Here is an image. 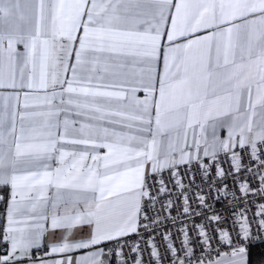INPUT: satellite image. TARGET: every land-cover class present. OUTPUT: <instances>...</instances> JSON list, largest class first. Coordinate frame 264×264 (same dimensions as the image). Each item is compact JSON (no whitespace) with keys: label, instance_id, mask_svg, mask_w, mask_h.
<instances>
[{"label":"snow or ice","instance_id":"snow-or-ice-1","mask_svg":"<svg viewBox=\"0 0 264 264\" xmlns=\"http://www.w3.org/2000/svg\"><path fill=\"white\" fill-rule=\"evenodd\" d=\"M0 89L12 90L0 92V192L9 201L0 264H110L107 242L148 228L149 165L158 173L193 159L189 130L197 160L201 138L203 156L231 153L235 173L258 176L264 198V0H0ZM237 146L250 147L249 163ZM203 167L208 178L212 165ZM218 176L253 191L231 170ZM225 196L232 209L241 203L236 191ZM199 201L200 247L219 230V248L196 256L182 229L180 250L165 249L172 264H251V249L264 244V204L251 219L240 212L229 231ZM184 205L189 213L187 196ZM34 250L63 258L38 260ZM150 255L161 264L155 244Z\"/></svg>","mask_w":264,"mask_h":264},{"label":"built area","instance_id":"built-area-1","mask_svg":"<svg viewBox=\"0 0 264 264\" xmlns=\"http://www.w3.org/2000/svg\"><path fill=\"white\" fill-rule=\"evenodd\" d=\"M203 148L200 147L199 160L194 158L190 163L180 164L175 168H165L161 172L147 175L148 189L151 195L156 197L155 204L148 208L150 219L141 220V223L147 224L148 228L141 227L138 233L120 237L118 242H107L109 247L104 248V252L106 258L110 260V264H136V261H140V264H157V258L150 255L153 244L156 245V250L162 254L161 264H172L171 250L165 253V249L168 243H172L180 250L184 239L182 229L188 232L190 240L196 241L195 244L184 245V249L193 247L196 256L202 254L206 256L212 248H219L216 243L220 237L219 230L215 233V239L210 241L211 247L209 245H205L203 249L200 247L203 244V237H198L199 229L196 225L204 223V220L202 216L194 215V213L207 210L200 204L199 196H203L206 203L212 204L215 212L228 220L224 227L229 231L231 230V221H238L240 212H245L250 219L259 212V205L264 204V198L256 193V190L260 188L259 177L253 178L250 173H244L243 170L242 173H235L231 164V153L220 151L217 153V159L213 161L211 157L203 156ZM233 151L242 156V163L250 162V147L247 152L240 147ZM251 163L254 167L259 166L258 161L252 160ZM203 165H212L208 178L204 176ZM219 168L226 171L231 170L235 175L240 176L241 180H247L253 191L247 195L238 191V184H234L231 178L221 183L222 178L218 176ZM177 180L184 185L183 188L176 183ZM161 181H163V185H161ZM162 186L166 188V191H160ZM230 191H236L237 196L241 198V203L237 204L235 209H232L229 203L230 201L235 203L233 197L225 196V193ZM185 196L188 197L189 213H183ZM216 197L219 199H215ZM169 200L173 202L171 209L167 208ZM244 201H247L246 206ZM233 211L236 215H233ZM208 214L211 215V213ZM1 216H4V209L1 211ZM259 218V216L255 217L256 220ZM211 223L216 224L217 222L212 221ZM205 230L211 232L208 225H205ZM3 231L2 227L0 237H2ZM7 247L6 244H0V249ZM109 248L112 249L111 256H108ZM2 253L4 252L0 251V254ZM181 257L183 258L182 252ZM212 259H216L215 252L212 253Z\"/></svg>","mask_w":264,"mask_h":264},{"label":"crops","instance_id":"crops-1","mask_svg":"<svg viewBox=\"0 0 264 264\" xmlns=\"http://www.w3.org/2000/svg\"><path fill=\"white\" fill-rule=\"evenodd\" d=\"M18 48L21 51L23 50L22 46H18ZM9 91H12V90L11 89H0V92H9ZM138 95L143 97L144 93L141 92V93H138ZM63 116H64V113H61V119H63ZM72 118L76 119L78 121H83L85 119L84 117H77L74 114L72 115ZM211 123H212V121H209V125H211ZM77 126H79V125L77 124ZM116 127H117L118 130H124L120 126H116ZM215 135L218 137L219 140L228 139V128L226 126H218L216 131H215ZM197 136L199 138V133H197ZM205 137L207 138V142L210 144L211 141H212V137H213V130L209 126H206V128H205ZM188 145H189V147L186 150L191 151V152L194 153V157H193V159H194L195 158V148L192 147V145H193V135H192L191 130H189V132H188ZM204 146H205L204 140H203V138H201V147H204ZM67 147H72V146H67ZM238 147L239 146H237L233 150L237 149ZM106 151H107L106 149H99V152L101 153V155L105 154ZM218 152H220V151H218ZM175 155H176V158L178 159L179 153H176ZM88 163H91V161H88ZM150 173H151V171H150V165H149V167L146 169V173H145L146 177ZM0 195H4V197H5V199L3 201H0V229L3 227V230H4L6 228V225H7L6 211H7V204H8L9 201H8V195H7L6 192H0ZM3 209H4V216L2 217L1 216V211ZM87 230H88L87 226H85L83 231L86 233ZM101 247H103V245L95 246L93 249H90V250H77V251H74L73 253H71L70 255L74 259H76V258H79L80 255L86 254L88 251H94L97 248H101ZM34 251L36 252V257H37L38 260L41 257L43 259H45V260H51L53 258H55V259L63 258V254H57L55 257H53V256H43V253L41 251H39V250H34ZM3 254L4 253H2L0 255H3Z\"/></svg>","mask_w":264,"mask_h":264},{"label":"trees","instance_id":"trees-1","mask_svg":"<svg viewBox=\"0 0 264 264\" xmlns=\"http://www.w3.org/2000/svg\"><path fill=\"white\" fill-rule=\"evenodd\" d=\"M262 252H264V244H257L253 246L250 252L251 264H260Z\"/></svg>","mask_w":264,"mask_h":264}]
</instances>
